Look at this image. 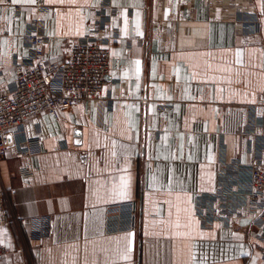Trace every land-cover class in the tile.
I'll list each match as a JSON object with an SVG mask.
<instances>
[{"label": "crops", "instance_id": "0c3cea01", "mask_svg": "<svg viewBox=\"0 0 264 264\" xmlns=\"http://www.w3.org/2000/svg\"><path fill=\"white\" fill-rule=\"evenodd\" d=\"M32 19L58 64L100 25L110 72L95 104L12 131L0 264H264L246 196L264 172V0H0V87L32 63Z\"/></svg>", "mask_w": 264, "mask_h": 264}, {"label": "built area", "instance_id": "2783aa9c", "mask_svg": "<svg viewBox=\"0 0 264 264\" xmlns=\"http://www.w3.org/2000/svg\"><path fill=\"white\" fill-rule=\"evenodd\" d=\"M102 27L95 24L83 40L76 43L62 64L45 58L47 39L41 34L39 22L32 19L24 39L31 48L29 65H14L15 81L12 87H0V161L8 149L15 146L12 131L40 114L58 118L60 113L75 106L88 107L102 98L106 76L110 72V53L100 37ZM144 103L147 100H143ZM39 143L38 138L27 139L26 146H17V157L28 156L29 148ZM249 188L246 196L256 206V219L264 225V172L260 163L249 166ZM25 178L32 176L28 165L21 169ZM6 192L0 190V226L10 221L4 208ZM134 215V210H131ZM241 217L237 210L224 209L223 218L228 223ZM134 229V227H132ZM10 251L0 246V261Z\"/></svg>", "mask_w": 264, "mask_h": 264}, {"label": "snow or ice", "instance_id": "6c2138e0", "mask_svg": "<svg viewBox=\"0 0 264 264\" xmlns=\"http://www.w3.org/2000/svg\"><path fill=\"white\" fill-rule=\"evenodd\" d=\"M12 2H13V3H18L19 0H12ZM33 2H34V0H33Z\"/></svg>", "mask_w": 264, "mask_h": 264}]
</instances>
